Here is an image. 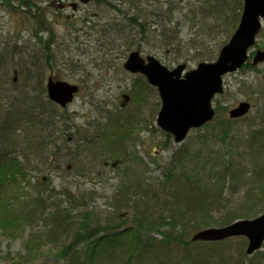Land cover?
I'll return each mask as SVG.
<instances>
[{"label":"trees","instance_id":"trees-1","mask_svg":"<svg viewBox=\"0 0 264 264\" xmlns=\"http://www.w3.org/2000/svg\"><path fill=\"white\" fill-rule=\"evenodd\" d=\"M95 1L110 4V9L118 12L109 33L125 39L124 54L138 49L142 53H156L172 64L215 59L237 28L244 7V0H121L120 4L112 0ZM23 3L40 9L35 0ZM176 15L181 19H176ZM33 18L34 37L41 43L45 56L38 57L35 52L29 55L30 59L23 58L24 51L18 44L12 47L10 56L0 52V222L7 229L23 228L36 217L50 224L44 226L42 233L29 235L26 251L13 264H33L35 251L43 246L40 240L54 234H61L64 241L59 251L64 260L57 264H166L170 245L175 242L185 246L194 242L190 232L202 226L227 225L242 216L257 215L264 197V125L259 128L252 125L250 131L242 134L236 129L241 118L218 117L219 112L226 111L225 107H216V117L204 125L209 128L217 123L218 128L214 126L209 135L198 137L204 148L201 153L192 147V142L177 148L169 145L174 139L164 131V149L171 150L172 154L164 179L159 182V191L154 193L156 199L163 197L162 210L159 207L141 209L142 202L132 191L146 184L138 175L130 177L127 165L119 193L130 201L135 225L122 226L113 220L102 226L100 221L93 222L91 210L75 214L79 207H86V193L73 192L67 186L58 191L66 198L65 205L53 202L49 206L43 191L26 192L21 184L28 172L38 169L40 163L47 165L55 161L52 167L58 169L73 155L71 169L77 167L75 163L83 166L77 168L83 171L75 170L73 175L86 176L94 172L91 166L97 160L105 161L104 166L110 164L106 161L108 158L116 159L114 166L118 161L122 163L121 158L127 162L131 156L129 147L137 143L138 133L146 127L143 109L153 87L144 75L137 74L130 95L137 104L136 112L103 113L98 122L77 123L74 112L67 113V107H61L48 96L46 77L55 70L49 46L54 35L44 40L39 32H51L53 25L45 10L34 13ZM255 67L248 61L241 70ZM68 148L71 154L64 153ZM94 148L98 150L94 152ZM99 148H104V153ZM245 185L246 191L241 192L240 186ZM52 194H57L54 188L49 193ZM140 194L142 199L149 195L148 191ZM186 215L190 217L185 218ZM180 225L182 228L178 231ZM143 228L160 232L163 239L142 235ZM35 240L38 243L32 247Z\"/></svg>","mask_w":264,"mask_h":264},{"label":"rangeland","instance_id":"rangeland-1","mask_svg":"<svg viewBox=\"0 0 264 264\" xmlns=\"http://www.w3.org/2000/svg\"><path fill=\"white\" fill-rule=\"evenodd\" d=\"M23 1L11 0L7 3L0 0V52L10 56L12 47L18 44V47L24 51L22 53L23 58L30 59L29 55L35 52H37L38 57L45 56L41 43L34 37L36 26L33 18L34 13L45 10L47 19L53 25V31L45 30L39 32V35L42 34L44 40L54 35L53 43H50L49 46L53 52L52 67L55 70L49 73L53 75L54 79H65L79 84L81 88L74 101L65 111L69 114L74 112L75 121L79 124L87 123L89 120H97L96 122H98L103 113L125 110L136 112L137 104L133 102L130 95L132 83L138 75H132L124 68L123 62L129 55L128 52L127 54L123 53L126 49L125 39H120L117 33H109L113 20L118 15V12L110 9V4H100L93 0L87 4L79 3L76 8H73L68 1L35 0L39 3L40 9H38L37 6H30ZM112 1L117 4L121 2V0ZM15 7L19 13L14 12ZM85 18L89 20H85ZM175 18L181 19L179 15H176ZM186 26L187 22L183 23L184 29ZM262 26L255 45L256 48L264 50V20ZM143 54L156 55L162 63L170 67L178 64V62L172 64L167 60L163 61L160 55L156 53L144 51ZM41 61L44 62V60ZM197 64L198 62H193L188 65V68H194ZM106 65H112V67L109 69L106 68ZM224 82V92L216 98L215 104L217 107H225L226 111L219 112L218 117L228 118L230 116L228 111L246 99L252 103V109L247 113L248 115L244 116L243 119L241 118V122L236 124L237 131L243 134L250 131L252 125L257 128L262 127L264 125V62L257 64L253 70L246 68L232 72L225 76ZM147 96L148 105L144 106L142 115L146 127H142L138 133L137 143L129 147V151H131L129 162H124L121 158L122 163L118 161L114 166L113 162L116 159L108 158L106 161L110 164L104 166L103 162L105 161L99 163L97 160L93 163L95 167L91 166L94 172L86 176L73 175L75 170L77 172L83 171V169H77L79 165L81 168L83 167L79 163H75L77 167L71 169L73 155L69 156L67 164H63V167L60 166L58 169L52 167L53 164H56L55 161L47 165L40 163L38 166L36 164L38 169L30 170L21 184L25 187V191L30 193L35 190L43 191L44 197L49 201V206H53V202L65 205L66 198L58 191H62L63 186H67L73 192L86 193V207H79L75 214L91 210L93 211L91 217L94 218L93 222L100 221L102 226H107L113 220H117L122 226L135 225L132 223L136 218L130 201L127 198H122L119 193V183L124 177L123 172L129 165L128 174L130 177L133 178L138 175L137 178H143L142 181L146 184L132 191L138 196L135 198L142 202L141 209L159 207V210H162L163 197L156 199L154 193H158L159 182L164 179V170L170 166L169 160L172 151L164 149L165 133L157 124L156 117L161 108V99L157 89L152 87ZM214 126L218 128L217 123H214ZM214 126L211 125L209 128L202 126V128L192 130L181 144L187 141L192 142L194 149L200 153L203 152L204 148H202L198 137L202 139L203 135H209ZM168 144L175 148L181 146L175 141H170ZM72 147L73 150L74 146ZM99 149L104 153V148ZM96 150L98 149L94 148V152ZM64 153L71 154L70 148L64 149ZM87 159L89 160V157ZM68 165L70 169H67ZM186 165L190 167L188 163ZM250 184L256 186L254 182H250ZM246 187V185L240 186L241 192H245ZM53 188L57 194L50 196L49 193ZM21 191L24 193L23 189ZM146 191L149 195L147 199H142L140 193H146ZM254 191L259 192L255 188ZM258 206L257 215L249 217L264 213V197ZM231 207L234 208L235 205ZM229 210H231L230 207ZM79 214L77 215L78 218L80 217ZM216 214L219 213L216 212ZM240 215L242 214L240 213ZM242 218L247 217L242 216ZM32 224L27 223V226H23V228L7 229L3 222H0V264H13L14 259L26 251L27 243L25 242L29 235L32 232L42 233L44 226L50 224V221L36 217ZM217 225L221 226V224ZM195 226L201 227V224ZM206 227L202 226L197 230ZM180 228L182 225L179 226L178 231H181ZM103 229L107 231V228L104 227ZM194 232L189 233L190 239ZM146 234H151L157 240L163 239V234L160 232H150L143 228L142 235ZM40 242L43 243V246L39 251H35L36 259L33 264H57L64 260L61 252H59L64 245L61 234H54L51 237L43 236ZM37 243L35 240L32 247ZM247 246V238L244 236L217 242L196 240L185 246L174 242L169 246L166 264H264V241L261 249L251 255L246 253Z\"/></svg>","mask_w":264,"mask_h":264},{"label":"water","instance_id":"water-1","mask_svg":"<svg viewBox=\"0 0 264 264\" xmlns=\"http://www.w3.org/2000/svg\"><path fill=\"white\" fill-rule=\"evenodd\" d=\"M87 3L90 0H79ZM238 28L230 40L222 46L215 60L201 61L191 69L187 64L170 68L154 55L143 56L139 50L129 53L123 65L130 73L146 75L149 83L158 88L161 109L158 125L171 132L175 141L185 140L192 128H199L215 116L213 99L224 90L223 78L237 71L249 60L257 34L262 29L264 0H244ZM255 64L264 62V50L253 56ZM47 90L50 99L67 106L80 88L66 80H55L50 76ZM251 109V103L244 100L229 111V115L242 117ZM244 235L248 238L247 254L251 255L264 241V214L255 218L238 219L226 226L206 227L193 235V240L217 241Z\"/></svg>","mask_w":264,"mask_h":264},{"label":"bare ground","instance_id":"bare-ground-1","mask_svg":"<svg viewBox=\"0 0 264 264\" xmlns=\"http://www.w3.org/2000/svg\"><path fill=\"white\" fill-rule=\"evenodd\" d=\"M63 1H65V0H63ZM92 1H93V0H90L89 2H92ZM68 2L71 3V6H72L73 8H76L77 5H78L79 3H82V4H87V3H89V2H87V3H83V2H80L79 0H76V1H73V4H74V6H73L71 1H68Z\"/></svg>","mask_w":264,"mask_h":264},{"label":"flooded vegetation","instance_id":"flooded-vegetation-1","mask_svg":"<svg viewBox=\"0 0 264 264\" xmlns=\"http://www.w3.org/2000/svg\"><path fill=\"white\" fill-rule=\"evenodd\" d=\"M71 4V3H70Z\"/></svg>","mask_w":264,"mask_h":264}]
</instances>
